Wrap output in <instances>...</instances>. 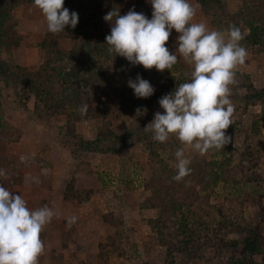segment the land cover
Returning a JSON list of instances; mask_svg holds the SVG:
<instances>
[{
  "label": "rangeland",
  "instance_id": "obj_1",
  "mask_svg": "<svg viewBox=\"0 0 264 264\" xmlns=\"http://www.w3.org/2000/svg\"><path fill=\"white\" fill-rule=\"evenodd\" d=\"M116 1H122L116 9L120 15L134 9L137 2ZM222 1L232 12L242 4L240 0ZM190 2L199 5L194 22L225 30L214 26L213 15H206L197 0ZM5 4L10 20L2 28L3 36L9 40L13 30L16 40L10 48V42L5 41L0 62L10 60L32 74L38 73L45 60L41 45L50 34L46 21L28 0H7ZM103 17L96 15L92 23L86 22L90 17L83 19L96 34H110L111 25ZM65 33L59 34L58 48L71 51L78 42L64 38ZM178 36L173 29L165 45L170 53L177 51ZM247 53L245 64L236 69V83L231 86L235 112L233 125L226 130L231 142L203 156L181 144L174 135L160 143L143 129L156 112H163L158 101L190 79L193 68L183 58L163 72L142 66L150 74L144 79L155 91L148 98L150 103L142 108V116L126 119L116 115L122 98L112 96V88H106L104 83L95 92L79 94L80 102L65 95V100L38 107L32 94H25L10 82L7 71L0 74V169L6 172L0 183L13 194L22 195L29 208L47 205L58 213L41 233L46 247L39 264H250L243 253L242 239L248 235L249 227L257 231L264 217V43L247 48ZM97 59L93 57L92 61ZM126 62L121 59V68ZM100 66L110 73L115 68L109 60H102ZM58 103L64 113H57ZM84 104H88V111L81 115L78 109ZM126 129L132 136L112 150L83 149L85 141L114 139L124 135ZM181 147L190 159L199 156L216 165L220 163L212 171L219 174V179L216 187L209 190L208 205L197 209L203 218L209 213L210 222L212 218L224 221L222 215L229 218V244L222 246L221 252L214 247L194 248L187 254L178 252L176 244L169 243L178 218L161 217V208L148 204L154 178L151 154L158 150L165 163L175 168L174 154ZM21 157L26 159L22 161ZM71 216H76L77 221L69 228L66 223ZM161 232L165 238H160ZM260 234L262 254L251 264H264V225Z\"/></svg>",
  "mask_w": 264,
  "mask_h": 264
},
{
  "label": "clouds",
  "instance_id": "obj_2",
  "mask_svg": "<svg viewBox=\"0 0 264 264\" xmlns=\"http://www.w3.org/2000/svg\"><path fill=\"white\" fill-rule=\"evenodd\" d=\"M64 2L33 0L52 34L62 33L66 27L74 29L78 24V14L64 7ZM149 3L153 9L151 19L134 9L125 15L113 9L103 17L111 25L110 34L105 37L108 51L147 70H170L180 58L193 70L188 82L158 101L163 112H156L144 131L152 133V139L160 143L174 135L201 156L212 149H224L232 139L226 133L233 125L235 112L231 86L236 83L237 67L245 64L248 54L241 43L245 39L241 28L229 25L228 29L215 30L205 22H194L199 5L190 0ZM173 29L179 33L178 47L170 53L165 45ZM128 87L137 98H149L155 91L139 75L128 81ZM78 111L85 115L88 104ZM174 155L177 174L172 179L179 182L191 174V159L186 157L184 147ZM25 159L21 157L22 161ZM0 177H6L4 169H0ZM57 214L47 205L29 208L22 195L13 194L0 183V264H39L46 247L41 233ZM76 221L77 217L71 216L66 226L70 228Z\"/></svg>",
  "mask_w": 264,
  "mask_h": 264
},
{
  "label": "trees",
  "instance_id": "obj_3",
  "mask_svg": "<svg viewBox=\"0 0 264 264\" xmlns=\"http://www.w3.org/2000/svg\"><path fill=\"white\" fill-rule=\"evenodd\" d=\"M6 1L0 0V51L5 47V41L10 42V48L16 40L13 30L10 33L12 35L9 36V40L3 36L2 28L10 20ZM197 1L206 15H213L214 26L225 29H228L229 25L240 27L245 36L241 43L246 49L264 43V0H240L242 4L236 12L229 10L227 4H224L222 0ZM28 2L33 4V0H28ZM118 2L122 1L107 0V3L104 4L100 0H65L64 7L67 9L73 7V10L80 15L78 14L77 26L74 29L66 27L64 30L66 33L62 36L74 39L78 42V45L71 51H63L58 48L57 44L59 34L62 33H50L46 43L41 45L45 50V60L38 73L32 74L27 69L13 65L9 60L8 62H0V74L3 76L7 71L10 82L14 86L21 87L25 94H32L38 107L45 103V105L48 103L50 105L54 104L59 99L61 101L62 99L65 100L67 98L65 95H69L71 100L75 99V101L80 102L79 94L82 95L85 91L95 92L96 87L100 83H104L106 88H112V96L117 95L122 98L118 104L117 117L122 116L126 119V117L137 118L142 116L141 110L150 103V99L137 98L133 90L128 87V81L135 80L138 75L144 79L146 74L148 76L150 74L147 70L144 71L142 65L134 66L127 60L126 65L121 68V59H124V57L116 56L115 53L108 51L109 46L106 44L105 37L109 33L100 32L96 34L86 24V22L92 23L98 14L105 16L109 11L116 10ZM134 10L145 14L146 17L151 19L153 9L147 1L137 0ZM88 17L90 19L85 22L83 18ZM93 57L99 58V61L98 59L92 61ZM102 60H109L114 64L113 72L110 73L101 68ZM53 106L55 107V105ZM61 106L58 103L57 113H64L61 112L63 108ZM138 109L140 113H137ZM68 127L71 128V124ZM70 134L73 137L75 135L73 130H70ZM132 134L129 129H126L124 135L114 139L85 141L83 142V149L91 152L109 151L116 144L128 140ZM151 159L154 178L150 187L151 197L148 204L152 207L158 206L161 208V217L173 215L178 218L177 226L170 235L169 243L171 245L174 243V246L176 244L175 249L180 253L187 254L191 253L194 248L204 250L210 247H214L221 252L222 246L224 248L229 244L227 241L229 235L227 222H229V218L222 215L224 221L218 222L212 218L210 222L208 220L210 214L206 212L203 218L198 214L197 209L198 206L204 208V205H208L209 190L216 187L219 179V174L216 171L212 173V171L220 166V163L216 165L204 158L194 156L190 164L191 174L182 181L177 182L172 179L177 174L176 167H169L160 157L158 150L151 154ZM202 193L205 194L202 196ZM263 225L264 217L259 224V228L256 229L257 231L249 227L248 235L242 239L243 253L248 255L250 264L255 262L262 254L260 233ZM160 230L163 231V228L160 227ZM164 234H160V238H165Z\"/></svg>",
  "mask_w": 264,
  "mask_h": 264
}]
</instances>
